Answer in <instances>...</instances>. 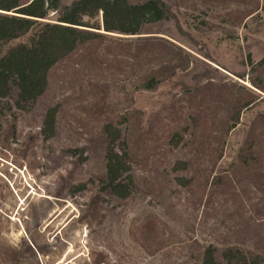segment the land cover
I'll list each match as a JSON object with an SVG mask.
<instances>
[{"label": "rangeland", "instance_id": "rangeland-1", "mask_svg": "<svg viewBox=\"0 0 264 264\" xmlns=\"http://www.w3.org/2000/svg\"><path fill=\"white\" fill-rule=\"evenodd\" d=\"M134 2L139 35L60 63L33 110L0 124V264H264V0ZM90 23L105 34L101 13ZM110 119L123 201L97 186Z\"/></svg>", "mask_w": 264, "mask_h": 264}, {"label": "trees", "instance_id": "trees-1", "mask_svg": "<svg viewBox=\"0 0 264 264\" xmlns=\"http://www.w3.org/2000/svg\"><path fill=\"white\" fill-rule=\"evenodd\" d=\"M99 13L105 34L90 23ZM50 14L55 20L44 22ZM147 20L145 6L134 0H72L69 6H62V0H0V124L8 116L13 126L18 114L33 110L47 92L49 74L57 65L83 49L100 46L107 35L137 36ZM36 27L32 45H11ZM115 48L110 47V54ZM157 86L152 78L141 88L149 92ZM58 114L57 105L46 109L39 131L44 140L55 137ZM101 134L105 173L97 183L98 191L117 201L126 200L128 164L118 150L121 129L110 119ZM91 204H98L96 197Z\"/></svg>", "mask_w": 264, "mask_h": 264}]
</instances>
